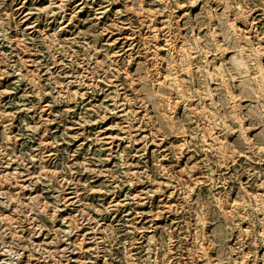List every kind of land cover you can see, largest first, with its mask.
<instances>
[{
    "label": "rangeland",
    "instance_id": "rangeland-1",
    "mask_svg": "<svg viewBox=\"0 0 264 264\" xmlns=\"http://www.w3.org/2000/svg\"><path fill=\"white\" fill-rule=\"evenodd\" d=\"M0 264H264V0H0Z\"/></svg>",
    "mask_w": 264,
    "mask_h": 264
}]
</instances>
